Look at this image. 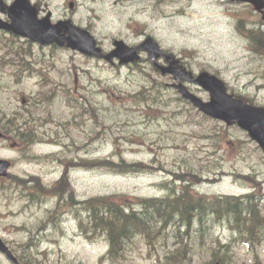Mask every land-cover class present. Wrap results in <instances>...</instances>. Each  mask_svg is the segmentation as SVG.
I'll use <instances>...</instances> for the list:
<instances>
[{"label":"rangeland","instance_id":"1","mask_svg":"<svg viewBox=\"0 0 264 264\" xmlns=\"http://www.w3.org/2000/svg\"><path fill=\"white\" fill-rule=\"evenodd\" d=\"M33 1H40L42 15L51 12L53 21L72 18L90 29L107 51L116 38L135 45L152 36L194 72L215 73L233 92L264 106V54L250 48L237 28L240 16L248 24V33L255 28L246 21L245 5L221 0ZM23 39L0 31V118L24 114L22 120H31L43 139L28 145L15 143L12 132L9 139L0 140V157L13 163L10 177L0 178V237L17 255L35 264H101L109 243L82 234L71 205H63L48 220L58 198L32 203L15 177L39 176L53 188L69 171L78 200L106 194L160 197L167 194L162 184L175 177L172 172L192 169L204 178H220L196 184V190L212 196H241L253 192L252 183L257 181L264 206V152L258 143L238 126L198 114L171 87L172 79L154 72L147 53L135 65L112 66L98 56L68 47H40ZM23 59L30 68L19 65ZM154 85H163L166 104L147 108L133 103V93L142 86L152 91ZM192 87L202 98H210L202 87ZM51 88L56 92L49 107L36 105L41 91ZM67 90L79 99L74 105L68 102ZM71 157L77 161L123 157L163 170L136 174L81 166L70 170ZM209 225L208 233L223 243L237 235L227 225ZM169 246L170 242L160 248L158 255L162 257ZM211 252L208 246H199L195 264H205ZM230 255V264H252L256 255L264 264V245L256 249L233 245ZM156 260L157 253L149 255L141 248L132 253L131 264H155ZM0 264L13 263L0 253Z\"/></svg>","mask_w":264,"mask_h":264},{"label":"trees","instance_id":"2","mask_svg":"<svg viewBox=\"0 0 264 264\" xmlns=\"http://www.w3.org/2000/svg\"><path fill=\"white\" fill-rule=\"evenodd\" d=\"M250 38L256 46L264 47V42L257 34H250ZM18 63L21 66L24 64V68L31 66L26 59ZM152 66L157 74L158 69L153 64ZM55 92L54 88L43 89L35 104L49 107ZM235 95L246 102L255 103L254 99ZM67 96L72 105L74 100H79L71 90H67ZM132 96L135 98L133 103L137 106L158 108L163 103L166 104L162 101L165 98L163 85H154L152 91L142 86ZM88 102L92 103L91 100ZM27 113L32 115L33 111ZM23 116L24 114L6 115L0 118V126L8 135L13 132L16 141L25 145L43 141L35 124L31 120L24 122ZM76 166L103 169L114 174L140 173L156 169L151 164L142 161L129 162L123 157L118 160L87 158L80 161L72 157L71 167ZM68 173L61 180L55 181L53 188L45 186L38 176H31L30 179L15 177L14 181L22 187L32 203L58 198L55 208L48 213L50 221L63 205L68 204L76 209L82 233L90 240L103 238L109 243L108 251L100 258L101 264H131L132 253L141 248L146 249L149 255L157 253L155 264H195V254L199 246H208L212 250L205 264H213L215 261L230 264V247L233 245H247L251 249L264 245V206L258 195L257 186L260 183L257 181L252 183L256 187L252 193L243 196H212L200 193L195 188L196 184L203 180L215 182L220 178H204L190 169L172 172L175 177L162 184L167 190L164 196L133 197L126 194H106L77 201ZM30 180L34 181L32 185H29ZM209 224L227 225L237 235L231 241L223 243L219 237L208 233ZM169 242L170 246L165 254L159 256L160 248ZM20 259L25 264H35L24 255L20 256ZM252 264H262L258 255Z\"/></svg>","mask_w":264,"mask_h":264},{"label":"water","instance_id":"3","mask_svg":"<svg viewBox=\"0 0 264 264\" xmlns=\"http://www.w3.org/2000/svg\"><path fill=\"white\" fill-rule=\"evenodd\" d=\"M73 5L71 3V7ZM5 9L6 3L3 1L0 3V10ZM10 15L13 20L12 24L0 19V28L14 30L16 34L29 37L41 44L57 43L60 46L68 44L72 49L79 50L84 54L100 55L108 60L117 57L121 63H129L140 59L141 56L138 51L142 49L148 50L154 61L162 55L160 46L153 37H148L137 47H130L123 40H117L115 49L109 54H103L102 48L98 46V41L90 31L80 29L70 21L52 23L49 16L39 19L37 10L30 0H16L10 9ZM66 32L69 34L67 35ZM166 57L172 60L171 64L169 66L159 65V67L163 73L174 74L176 79L179 80V83L174 86L184 98L190 100L200 110L212 117L222 119L228 124L238 123L250 133L251 137L264 150V107L254 106L242 99L235 98L228 92L225 82L216 75L203 72L194 79L193 73L186 68L181 66L180 70L177 69L175 65L179 63V60L173 54L166 55ZM183 76L208 90L211 96L210 101H204L191 92L181 82ZM2 136L3 133L0 129V138ZM10 166L11 162L9 160L0 158V175H6ZM0 251L6 253L14 263L22 264L1 238Z\"/></svg>","mask_w":264,"mask_h":264},{"label":"flooded vegetation","instance_id":"4","mask_svg":"<svg viewBox=\"0 0 264 264\" xmlns=\"http://www.w3.org/2000/svg\"><path fill=\"white\" fill-rule=\"evenodd\" d=\"M6 1L11 4L14 0H6ZM254 13H257L258 15L261 16L259 26L264 27V7L259 11H254ZM0 18H3L4 20H10L9 11L6 10L5 12H1Z\"/></svg>","mask_w":264,"mask_h":264},{"label":"bare ground","instance_id":"5","mask_svg":"<svg viewBox=\"0 0 264 264\" xmlns=\"http://www.w3.org/2000/svg\"><path fill=\"white\" fill-rule=\"evenodd\" d=\"M179 57V56H178ZM152 172H153V170H152ZM200 225V224H199Z\"/></svg>","mask_w":264,"mask_h":264}]
</instances>
